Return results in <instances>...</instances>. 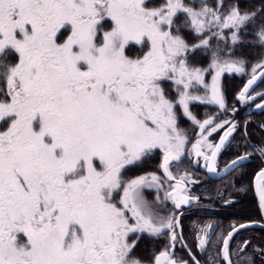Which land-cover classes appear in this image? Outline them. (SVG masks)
<instances>
[{
  "label": "snow or ice",
  "instance_id": "obj_1",
  "mask_svg": "<svg viewBox=\"0 0 264 264\" xmlns=\"http://www.w3.org/2000/svg\"><path fill=\"white\" fill-rule=\"evenodd\" d=\"M249 45L264 49V8L242 11L225 0H0V264H187L174 255L179 220L159 215L145 196L164 180L125 173L159 153L164 178L175 181L164 199L176 209L194 199L189 174L170 169L189 145L177 106L200 133L188 155L215 172L236 125L200 121L190 105L226 108L225 73L248 74L238 100L255 99L264 55L250 74L235 55ZM225 124L219 142L210 141ZM256 179L264 208V169ZM246 227L221 241L225 264L233 233ZM210 229L200 230L201 251ZM144 234L169 238L150 261L134 255Z\"/></svg>",
  "mask_w": 264,
  "mask_h": 264
},
{
  "label": "flooded vegetation",
  "instance_id": "obj_2",
  "mask_svg": "<svg viewBox=\"0 0 264 264\" xmlns=\"http://www.w3.org/2000/svg\"><path fill=\"white\" fill-rule=\"evenodd\" d=\"M232 5H238L242 11L258 10L264 8V0H225L226 7ZM257 23L259 24V20ZM235 55L243 57L248 62L246 69L250 74L251 66L259 62L260 57L264 55V49L253 60L246 59L248 54L243 48L237 49ZM237 77L241 79L235 82L236 90L232 92V96H225L226 108H210L201 105L198 109L207 108V111L203 109L204 112L192 113L200 121L214 117L217 123L231 121L236 125L235 131L228 138V142L218 156L216 171L209 172L202 158L197 163L194 155L188 154L182 158V163L177 165L173 162L170 166L176 177L184 173L189 174L191 179L186 185L187 194L194 199L189 204L176 209L172 201L163 207L162 192L159 191L160 194L154 191L146 192L154 198L156 196L155 201L160 196L161 203L157 211L159 215L166 217L169 214H175L179 220L177 231H182V240L177 241L174 255L178 260L187 261V264H194V260L199 261V264H209V257L212 258V264H225L222 259L221 241L229 232H232L233 226L239 227V225H248V227L240 228L238 232L233 233L229 241L232 264H245L246 258H250L251 264H264V258H262L264 257V212L260 207L255 185L258 173L264 169V156L255 150L264 148V109L257 107V105L264 104V99L257 95L264 93V80L250 90V95L255 99L243 103L238 100V94L250 76L246 74ZM229 126L225 124L224 128L213 133L208 139L218 143ZM189 128L187 149L191 148V144L200 135L198 127L192 122ZM187 149L186 152H188ZM245 155L247 159L240 161L235 167H230L233 160H238L239 157ZM153 158L156 160L154 173L160 175L164 183L174 185L175 181H167L164 178L160 169L162 158L159 153ZM145 196L148 198L146 194ZM250 205L253 206V211L248 212L245 206ZM208 225H211V229L207 232L209 244L207 251L204 252L198 248L197 238L204 235L200 230L207 228ZM246 242L247 247L241 252ZM168 244L167 235L150 238L144 234L139 239L134 254L139 251L143 254L141 260L150 261Z\"/></svg>",
  "mask_w": 264,
  "mask_h": 264
},
{
  "label": "rangeland",
  "instance_id": "obj_3",
  "mask_svg": "<svg viewBox=\"0 0 264 264\" xmlns=\"http://www.w3.org/2000/svg\"><path fill=\"white\" fill-rule=\"evenodd\" d=\"M213 3H214V0H213ZM130 56H134V55H136V54H138V52H137V50H133V51H130L129 53H128ZM223 55V54H222ZM198 66H202V65H198ZM206 66H207V64H206ZM205 66V67H206ZM226 75H237V76H239V74H235V73H225L222 77H221V81H220V87H221V89H222V92H223V95H224V97L226 96V93H225V88H224V86L222 85V80H223V77L224 76H226ZM241 77V76H240ZM206 81L208 82V83H210L211 82V76L209 75V76H207L206 77ZM165 88H166V90L170 93V95L171 96H175V93L174 92H172V90H171V86L170 85H168V84H166L165 85ZM195 94H198V95H201V96H206L207 95V93H205L203 90H201V91H199L198 93H195ZM201 105H204L205 107H210V108H214V107H216V108H219V106H217V105H215V104H207V103H200V102H196V103H192L191 105H190V110H191V112L192 113H197V112H204V110L203 109H205V111H207V108H199L198 109V107L199 106H201ZM177 115H178V126L181 128V129H183L186 133H187V135H188V137H189V130H190V128H189V124L191 123L187 118H185L184 116H183V114H182V112H181V109L179 108V106H177ZM188 150V152H186V154H188V153H190L191 152V148L190 149H187ZM142 166H144V165H141V167ZM130 167V166H129ZM128 170V169H127ZM139 170L140 169H137L136 170V175H133V177H135V176H139V174H137V173H139ZM125 175H126V173H125ZM141 175V174H140ZM126 177H128V175H126ZM166 190H169V185L167 184V183H164V188L163 189H161L160 190V192H162V203H163V207H166V204H168V202H170V200H165L164 199V195H165V191ZM148 191H154V192H157V190L155 189V188H153V189H146L145 190V194L148 196V201L150 202V203H152L153 204V206H154V209L156 210V211H158V208H159V204L161 203V200H160V198H159V202L156 200L155 201V199H156V196H155V198L152 196V195H149V194H147L148 193ZM147 192V193H146ZM160 192H157L158 194H160ZM160 197V196H159ZM166 209V208H165ZM163 210H164V208H163ZM135 256H136V258H139V259H141V257H143V254L141 253V252H139V251H136V254H134Z\"/></svg>",
  "mask_w": 264,
  "mask_h": 264
},
{
  "label": "trees",
  "instance_id": "obj_4",
  "mask_svg": "<svg viewBox=\"0 0 264 264\" xmlns=\"http://www.w3.org/2000/svg\"><path fill=\"white\" fill-rule=\"evenodd\" d=\"M243 6V5H242ZM246 7V5L244 6ZM258 24V23H257ZM246 39L248 41H251L253 40L254 38L252 36H247ZM243 49L246 50V54H248V57H246V59L248 60H253L255 59V57L257 58L259 54L262 53V50L261 48L257 47V46H245V47H242ZM256 53V54H255ZM208 60L207 58L202 60L200 65H202L203 67L206 66ZM241 78L237 77L236 75H226L223 77V80H222V85L224 86L225 88V93H226V96H232V92H234L236 90V85H235V82L236 81H240ZM155 158H151V159H147V160H144L134 166H131L128 170H126V175H129L130 177H133V175H136V170L137 169H140L139 170V173L137 174H141V175H144L146 173H151V172H155ZM153 164V165H152ZM141 165H144L141 167ZM245 210H247L248 212L250 211H253V206L250 205V206H245Z\"/></svg>",
  "mask_w": 264,
  "mask_h": 264
},
{
  "label": "water",
  "instance_id": "obj_5",
  "mask_svg": "<svg viewBox=\"0 0 264 264\" xmlns=\"http://www.w3.org/2000/svg\"><path fill=\"white\" fill-rule=\"evenodd\" d=\"M259 83H260V81H258L257 84L253 86V88L256 87ZM255 185H256V193H257V196L259 198V193H258V190H257V181H256V184ZM259 202H260V200H259ZM260 207H261V204H260ZM261 209L264 212V208L261 207Z\"/></svg>",
  "mask_w": 264,
  "mask_h": 264
}]
</instances>
